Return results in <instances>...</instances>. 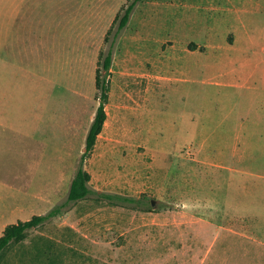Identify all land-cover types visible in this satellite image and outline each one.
Returning a JSON list of instances; mask_svg holds the SVG:
<instances>
[{
    "label": "rangeland",
    "instance_id": "obj_1",
    "mask_svg": "<svg viewBox=\"0 0 264 264\" xmlns=\"http://www.w3.org/2000/svg\"><path fill=\"white\" fill-rule=\"evenodd\" d=\"M130 1L0 0V123L48 134L32 155L0 126V225L65 202L99 54ZM106 114L90 187L143 207L69 202L0 264H264V0L139 1L115 43Z\"/></svg>",
    "mask_w": 264,
    "mask_h": 264
},
{
    "label": "trees",
    "instance_id": "obj_2",
    "mask_svg": "<svg viewBox=\"0 0 264 264\" xmlns=\"http://www.w3.org/2000/svg\"><path fill=\"white\" fill-rule=\"evenodd\" d=\"M139 1L141 0H132L125 7L122 15L119 17L118 26L113 32L112 40L108 50L99 54V60L95 70L94 78L95 89L97 91L96 100L98 101V105L96 107L93 119L89 125L85 137L84 151L79 157L78 166L72 177L65 202L56 205L45 214L34 215L28 220H19L16 223L8 224L7 226H5L0 235V253L11 242L18 241L24 238L29 230L37 228L44 222L58 216L60 213H62L63 207L69 202H76L95 195L98 198H103L110 202L143 207V203L140 198L123 196L119 194L101 193L93 190L90 187V174L84 169V162L92 152L107 117L106 105L108 103L110 91L111 66L115 43L120 36L121 31L127 25L135 5Z\"/></svg>",
    "mask_w": 264,
    "mask_h": 264
},
{
    "label": "crops",
    "instance_id": "obj_3",
    "mask_svg": "<svg viewBox=\"0 0 264 264\" xmlns=\"http://www.w3.org/2000/svg\"><path fill=\"white\" fill-rule=\"evenodd\" d=\"M7 25H8V23L6 22V26ZM7 29L8 28H6L5 30L2 29L1 30V33H2V31H3V33L1 35H7ZM2 41H3V39L1 40V42ZM0 118L2 119L1 116H0ZM92 119H93V116L90 118V120L86 124V125H88V128H89V125H90ZM1 125H3V124L0 123V126ZM2 127H3V130H7L8 132H10V133H12V134H14L16 136H22V138L20 139V143H23L24 139H26L25 142L28 143V148L26 150L29 151L32 155H33L32 148L34 147V145H37L39 147V145H41V144L44 145L48 141L46 139V137H47L48 134L47 133L45 134L44 131L42 132L43 133V136L40 137L39 133H37V131H34L32 128H27V131L25 133V131L23 132L20 129H16L13 125H9L8 123H4V125ZM88 128H87V131H88ZM37 129H39V125L37 126L36 130ZM86 134H87V132H86ZM17 157L18 158H17V161L15 163H18V161H20L21 158H23L22 154L17 155ZM20 163H25V162H20ZM20 163H19V165H21ZM17 167H19V169ZM17 170H18V172H17ZM29 170L31 171V173L26 174V175H40L39 163H37L34 166V171H33V168H31V167L29 168ZM10 174L11 175H23V174H25V171H22L21 166H16L15 169H12L11 170V173ZM11 192L14 195L18 196V200H19L18 201V204L16 205V207L14 209H12V210H14L13 212H17V211L18 212H20V211L22 212L23 211V208L22 207L24 205H23V201H21L19 199L20 198V196H19L20 193L17 191V189H14V188L11 190ZM7 223L8 222L4 223L3 225L2 224L0 225V235H1L4 227L7 226Z\"/></svg>",
    "mask_w": 264,
    "mask_h": 264
}]
</instances>
